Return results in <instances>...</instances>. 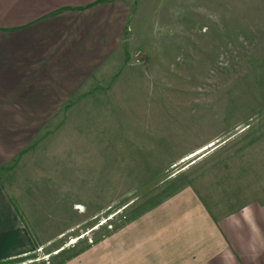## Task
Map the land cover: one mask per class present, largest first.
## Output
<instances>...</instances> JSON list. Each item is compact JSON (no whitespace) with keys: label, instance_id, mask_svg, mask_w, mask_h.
<instances>
[{"label":"rangeland","instance_id":"1","mask_svg":"<svg viewBox=\"0 0 264 264\" xmlns=\"http://www.w3.org/2000/svg\"><path fill=\"white\" fill-rule=\"evenodd\" d=\"M132 5L119 103L90 111L85 143L59 136L6 173L36 245L12 264H111L162 203L264 167V0Z\"/></svg>","mask_w":264,"mask_h":264},{"label":"crops","instance_id":"2","mask_svg":"<svg viewBox=\"0 0 264 264\" xmlns=\"http://www.w3.org/2000/svg\"><path fill=\"white\" fill-rule=\"evenodd\" d=\"M132 1L0 0V262L36 248L9 168L59 136L88 141L90 111L136 78L118 71ZM234 173L210 201L162 203L111 264H264V167Z\"/></svg>","mask_w":264,"mask_h":264},{"label":"trees","instance_id":"3","mask_svg":"<svg viewBox=\"0 0 264 264\" xmlns=\"http://www.w3.org/2000/svg\"><path fill=\"white\" fill-rule=\"evenodd\" d=\"M24 257H20V258H16V259H10V260H6V261H2L0 262V264H12L14 262L19 261L20 259H23Z\"/></svg>","mask_w":264,"mask_h":264},{"label":"bare ground","instance_id":"4","mask_svg":"<svg viewBox=\"0 0 264 264\" xmlns=\"http://www.w3.org/2000/svg\"><path fill=\"white\" fill-rule=\"evenodd\" d=\"M77 209H78V210H82V207H79V206H78V208H77Z\"/></svg>","mask_w":264,"mask_h":264}]
</instances>
